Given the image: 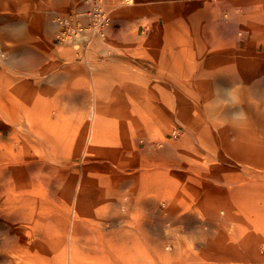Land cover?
<instances>
[{
    "label": "rangeland",
    "instance_id": "1",
    "mask_svg": "<svg viewBox=\"0 0 264 264\" xmlns=\"http://www.w3.org/2000/svg\"><path fill=\"white\" fill-rule=\"evenodd\" d=\"M121 5L129 8L134 4L126 5L121 0ZM118 8H108L111 18ZM206 16L213 26L203 30L201 19ZM154 27L159 34L168 30L171 38L163 39L164 43L167 45L169 41L182 51L173 57V63L164 65H157V56L151 57L149 64L147 56L135 54L131 56L132 64L110 71L112 78L110 74L103 78L115 83L108 86L102 79L103 99L111 97L114 101L102 103V131L96 139L103 142L98 141L96 149L91 146V118L84 119L82 125L81 118H56L55 113L49 117L40 102L24 103L20 97L14 103V111L24 110L14 133L0 134L1 154L6 157L5 166L0 167V234L17 239L0 244V264L55 263L40 259L33 252L30 247L35 240L31 233L42 240L40 227L29 220L20 222L18 205L10 203L19 194V168L26 179L27 193L32 190L36 196L51 199L54 204L50 209L57 210L59 219L63 216L66 231L80 220L73 213V204L84 170L97 187L89 191L93 212L105 211L111 198L131 201L129 213L118 212L124 215L122 223L131 238L139 236L133 228L142 224L149 239L146 242L141 237L146 242L141 246L131 242L129 256L141 259L131 264L157 263L152 246L159 239L156 230L164 245L177 241L199 247L192 260L178 261L176 257L172 264H254L237 260L251 239L262 256L260 264H264V240L260 241L258 236L243 238L246 231L256 227L261 236L264 234V6L235 7L232 12L210 6L207 11L198 1V5L174 8L172 16L156 20ZM139 33L140 48L160 46L161 35L155 40L148 39L149 34L153 35L151 23L140 26ZM203 33L214 39L213 45H205ZM116 57L125 58L113 54L106 42L82 59H75L69 50L57 47L52 59L65 64H91ZM8 58V55L0 58V62H7ZM211 58L213 63L207 62ZM230 87H236L242 104L223 110L215 107L219 100L227 98L225 89ZM119 99H125L126 103H120ZM31 106L34 110L27 111ZM240 107L249 116L248 123L241 128L213 119L221 112L230 116ZM4 108L2 101V114ZM92 113L96 119L98 109L94 108ZM92 126L94 131L98 128L96 121ZM116 135L121 136L120 149L115 151L119 163L103 162L99 166L97 162L106 158L114 146L109 138ZM32 140H39L37 147L31 144ZM15 155L31 160L14 166ZM237 177L242 180L234 186L225 183L237 181ZM103 185L109 192L106 196L101 189ZM93 196L102 202L98 204ZM189 217L191 220L187 222L185 218ZM87 220L91 221L85 215L80 220L87 224L84 235H80L85 243L116 241L119 227L102 228ZM190 222L192 230L188 229ZM100 257L101 254L96 260L91 255L89 261L103 264Z\"/></svg>",
    "mask_w": 264,
    "mask_h": 264
},
{
    "label": "crops",
    "instance_id": "2",
    "mask_svg": "<svg viewBox=\"0 0 264 264\" xmlns=\"http://www.w3.org/2000/svg\"><path fill=\"white\" fill-rule=\"evenodd\" d=\"M198 1L199 5L207 7V11L210 6L225 8V12H232L235 7L264 6V0H135L132 7L126 8L121 7L123 6L121 0H105L107 8L114 10V7H119L112 14V26L106 33L107 45L112 48L113 54L125 56V58L116 57L101 63L65 64L52 59L58 47L55 44V37L59 28L52 22L51 16L55 12L68 13L73 10H87L88 6L85 4V0H0V46L9 56L7 62H0V102L5 103L4 114L2 111L0 112V134L14 133L15 129L13 128L19 126L23 116L21 112L24 108L20 112L14 111L16 107L13 105L22 97L20 101L24 103H43L44 112L49 114V117H51V113H55L56 118H81L82 125L85 123L84 119L88 117L92 119V123L95 124L96 121L98 128L95 127L94 131L91 123L90 130L91 137L93 136L91 146L93 145V150L96 149L98 141L99 143L103 142V139H96L98 133L102 131L104 118L102 103L114 101L110 95L106 94L105 96L110 98L103 99L102 87L103 80H106L108 86L115 82L113 79L103 78H108L109 74L111 75L110 71L121 70L126 68L127 64H132L131 56L135 54L147 56L149 64L150 58L155 56L158 60L157 65L173 63V57L181 53V47L171 46L169 41L166 45V41L164 43L163 39L171 38L169 31H162L160 34L155 32V22L162 17L172 16L173 9L176 7L198 5ZM175 22L179 23L173 21V23ZM147 23H151L153 28V35L149 34L148 39L155 40L160 38V35L163 37L160 40L162 44L158 41L160 46L139 47V29L140 26ZM212 23L213 21L211 22V19L206 16L201 19V29L212 28ZM176 30L178 29L176 28ZM204 37L205 45H213L210 42L213 39L207 38L205 35ZM210 54L213 55L214 52ZM207 62L213 63V59H208ZM152 65L154 66V64ZM106 83L105 86H107ZM119 100L120 103H126L125 99ZM94 108L98 109L96 119L92 117ZM31 110H34L32 106L27 109V111ZM14 112L19 114L15 115ZM28 117H31V114ZM10 118L14 120L13 123L6 121ZM120 138L119 135L112 139L109 138V142L114 144L111 146L109 154L120 149L118 148ZM75 139L80 138L76 137ZM38 141L32 140L31 144L37 147ZM1 146L2 143H0V148ZM1 152L0 149V166H5L6 157ZM73 155L77 156V153ZM21 157L17 155L12 157L13 161L17 163L14 166H20L22 161L26 163V160H31ZM107 157L97 162L98 165L110 162Z\"/></svg>",
    "mask_w": 264,
    "mask_h": 264
},
{
    "label": "bare ground",
    "instance_id": "3",
    "mask_svg": "<svg viewBox=\"0 0 264 264\" xmlns=\"http://www.w3.org/2000/svg\"><path fill=\"white\" fill-rule=\"evenodd\" d=\"M234 30L235 29H233V31ZM247 75L244 76L245 79L246 77H248ZM118 157L119 156H117L116 153L113 152L108 155L107 159L111 163L116 164L119 163L117 162ZM121 164L123 165V163ZM21 170L22 168L21 169L19 168V172H20L19 181L21 183L18 190L19 194L15 196L17 197V199H15V201L13 199L10 203L12 205L15 204L18 205L20 222L25 223L29 220L31 224L33 225L38 224V226L40 227V230L42 232V240H38V238L35 237L34 233H31V236L34 238L35 243H31L33 245L32 247H30L31 249L34 250L33 252L37 255L38 258L46 259L49 261V263H51V261H55V263L53 264H97V263H93L92 261L90 262L89 260L96 259L99 257V254H101L100 258L103 259L100 260L104 261L103 264H131V262L133 263L141 262L140 258H132L131 256H129L130 255L129 248L131 242L132 243L134 242L135 245L137 246L138 244L141 246L146 244V242H149L145 227L142 224H139L137 225L136 228H133V230L135 229V232L139 236L138 237L134 236V238H131V236H129L130 235L129 230H127L125 228L126 226H124L122 223L124 222V215L118 213L119 210L129 213L132 206L131 201H128L127 199L120 200L119 198H111L106 203L107 209L105 211H96L95 209V211L93 212V210L90 207L91 200H88L91 197L89 195V191L91 190V187L94 188L97 187L95 184L93 185L91 175L88 176L87 172L84 170L82 176L83 178L80 180L79 185L77 187L78 193L75 196L74 199L75 201L73 204L75 205L73 211L75 217L76 218L78 217L81 220L83 215L89 216L91 221L87 220V223L88 222L95 223L102 228L119 227V231L117 233L118 235L116 236L117 239L113 244L111 243H101L96 245L87 244L82 239H80V235H84L83 230H84V225H87L85 224L86 222H81L80 220H78V222H74L71 226L69 225L70 230L66 231V229L68 228L67 226H65L64 223L65 220L63 219V216H61V218L59 219L58 217H56L57 210L52 211V209H50L52 207L51 204H54L53 201H51V199H49L46 196H36L33 194L32 190L29 191L30 193H27L28 190L25 188L26 185L24 182L26 181V179L25 176L21 174L22 172ZM109 172L110 170L107 171V174H109ZM236 179L237 181L228 180L225 183L234 186V184L242 180V177H237ZM125 183L128 184L129 182L125 181ZM101 189L102 192L105 194V196L108 195L109 192L106 191L107 188H105L104 185L102 186ZM53 199L54 198H52V200ZM94 200H96V198H94ZM96 201L98 202V204L102 202L101 199H97ZM185 220L188 222L191 220V218L190 217L185 218ZM188 229L192 230L191 222L189 223ZM26 234L28 235V233ZM155 234L159 239L153 242L152 246H153V252L156 254L158 264H172L171 260L175 259L176 257H178V261H181L184 258L186 260H192V256H195V254H197L195 252L199 251V247H196L192 243H191L192 245L190 244V246H185L181 244V242L176 241L173 244L168 243L164 245L163 239L161 235H159L160 233L158 232V230L155 231ZM240 235H241L240 236L241 242L244 237L247 240V239H251L253 236H258L259 237L258 239L260 241L264 240V234L261 236V232L258 230L257 227L249 231H246L245 235L243 234ZM141 237L144 240H146V242H142L143 240H141ZM39 241H43L44 243H38ZM255 243L256 242L255 241L253 242V239H251V241H248L247 245L243 247L244 249L241 250L240 258L237 257V260H241L242 262H251L254 264H260L262 262V256L261 254H259V248L257 245H255ZM195 249L197 251H195ZM91 255H94V258L90 259L89 257H91ZM222 259L223 258H220V260Z\"/></svg>",
    "mask_w": 264,
    "mask_h": 264
},
{
    "label": "built area",
    "instance_id": "4",
    "mask_svg": "<svg viewBox=\"0 0 264 264\" xmlns=\"http://www.w3.org/2000/svg\"><path fill=\"white\" fill-rule=\"evenodd\" d=\"M133 5L134 0H122ZM87 10H73L68 13H53L52 22L59 28L55 44L60 49L69 50L75 59H82L97 52L106 43V33L112 18L105 0H85ZM6 52L0 46V58Z\"/></svg>",
    "mask_w": 264,
    "mask_h": 264
},
{
    "label": "clouds",
    "instance_id": "5",
    "mask_svg": "<svg viewBox=\"0 0 264 264\" xmlns=\"http://www.w3.org/2000/svg\"><path fill=\"white\" fill-rule=\"evenodd\" d=\"M225 91L227 92V98L219 100L215 107L223 110L229 107H238L242 104L241 96L237 93L236 87L227 88ZM205 107H207V105H205ZM213 119H218L221 124H231L233 127L241 128L248 123L249 116L248 113L240 107L237 111L232 112L230 116L223 115L221 112V114L215 116ZM16 239V237L8 234H0V244H7Z\"/></svg>",
    "mask_w": 264,
    "mask_h": 264
}]
</instances>
